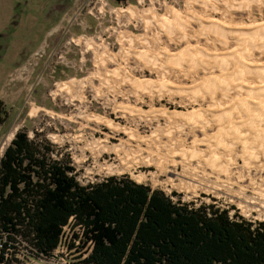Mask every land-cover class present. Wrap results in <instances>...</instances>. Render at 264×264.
Wrapping results in <instances>:
<instances>
[{"label": "rangeland", "instance_id": "rangeland-1", "mask_svg": "<svg viewBox=\"0 0 264 264\" xmlns=\"http://www.w3.org/2000/svg\"><path fill=\"white\" fill-rule=\"evenodd\" d=\"M207 2L203 7L200 0H0V157L12 139L7 138L9 134L24 130L31 137L39 132L55 144L61 154L69 156L79 183L123 174L137 182L135 175L127 173L93 171L87 174L93 161L85 149L87 143L106 136L113 143L126 138L104 123L90 120V115L113 120L142 135L154 130L161 134L168 128L197 130L208 119V133L216 132L219 125L225 132L251 135L250 142L256 149L249 161L261 167L252 168L248 173L257 181L261 179V188H264V136L253 137L257 132L264 134V92L253 89L257 92L252 95L243 89H231L224 97L217 88L210 93L204 84L211 75L225 76L223 80L227 83L218 84L220 87L225 84L233 88L241 78L253 87L259 86V82L264 84V73L255 71L259 67L264 69V29L253 28L264 25V0ZM128 8H133L136 16L131 15ZM213 20L225 24L217 26L225 29L227 44L204 26ZM182 32L186 35L184 39ZM126 36L136 41L128 43ZM188 47H191L190 54L203 55L202 60L190 63L189 55L184 52ZM164 51L177 56L178 62L168 61ZM218 51L226 55L239 54L249 62L243 61L250 72L235 77L233 62L220 71L214 61L206 57ZM141 52H145L146 62L144 57L138 56ZM114 69H120L121 75H114ZM126 76L146 83V88L136 87L132 80L128 82L130 80L124 78ZM61 83H66L69 90H57ZM241 96L247 98V111L239 107ZM196 110L201 112L202 118L194 121L184 116L171 120L161 114V111L166 115L179 112L189 117ZM139 112L151 118L144 119ZM215 113L222 115L218 123ZM197 134L200 136L199 132ZM187 139L190 141L191 137ZM227 140L232 142L236 138L230 136ZM237 152L242 153L239 145ZM82 153L84 158L87 156L85 161L81 159ZM243 172L247 178L246 170ZM138 183L160 189L182 202L213 203L228 209L230 214L238 213L246 219L264 222L263 213L241 207V199L231 195L218 197L213 192L198 191L195 196L153 185L150 180ZM247 194L251 196L250 191Z\"/></svg>", "mask_w": 264, "mask_h": 264}, {"label": "trees", "instance_id": "trees-1", "mask_svg": "<svg viewBox=\"0 0 264 264\" xmlns=\"http://www.w3.org/2000/svg\"><path fill=\"white\" fill-rule=\"evenodd\" d=\"M42 133L17 130L0 157V238L55 246L79 226L86 264H264V222L213 203L182 202L128 175L81 184Z\"/></svg>", "mask_w": 264, "mask_h": 264}, {"label": "bare ground", "instance_id": "bare-ground-1", "mask_svg": "<svg viewBox=\"0 0 264 264\" xmlns=\"http://www.w3.org/2000/svg\"><path fill=\"white\" fill-rule=\"evenodd\" d=\"M200 2L201 4H203L202 5L203 7L208 5L207 0H200ZM127 11L131 15H133L136 12L134 11L133 8H128ZM133 16H136V15H133ZM174 17H177L175 13H174ZM216 22L213 20V21H210V24L204 25V26L207 27L208 29H211L214 34L222 38L224 42L227 44L228 39H227V36L225 35V29H223V27L222 29H220L217 26L218 23ZM219 24L222 25L224 23L219 22ZM227 27H229V25H227ZM253 28H263L264 29V25L253 27ZM167 31L170 32V29L167 28ZM235 31L239 33V30H235ZM194 35L195 34H193V36ZM181 36L184 39L186 35L182 32ZM135 39L134 37H130V36L128 37L126 36L125 38L126 42L128 43H133L134 41H136ZM144 42L146 44V40ZM189 51H191V47L190 48L188 47L184 52L189 55V62L192 64H196L199 61L200 57L203 56L202 55L199 57L198 53L196 55L190 54ZM218 52H216L217 54H213V55L206 54L207 55L206 57L207 59L209 58L210 60L214 61L215 66L220 71L222 70L224 71V69H227V67H229V65L233 62L236 65V70L234 69L235 77L236 76L241 77V75L244 74L245 72H250L248 71L249 70L248 67L246 68V65H245V63H249V62L241 59V56L239 54H236L235 56L232 53H230L229 55H226L225 53H221V52L218 53ZM125 53H128V52H125ZM237 53H241V52H237ZM164 54L168 61H171L173 63L178 62L177 56L172 55L168 53L167 51H164ZM138 56L143 58L145 56V52H141V54H138ZM145 58L146 57H144V60L146 62L147 60ZM154 59H157V58H154ZM201 60L202 58L200 59V61ZM243 61H245V63H243ZM252 63L253 62H251V64ZM250 65L248 64V66ZM210 66L212 67V65ZM205 68L207 69L208 67H205ZM255 71L259 73H264V69L260 67L256 69ZM112 73L116 76L121 75L120 69H114ZM124 78L129 79L130 81L128 82H131L132 80L127 76ZM210 78H214V79H210ZM223 78H220V76L218 77L216 75H211L207 79H205L204 84L209 87L210 93H213V91L217 88L221 91L222 96L224 97H226V95L228 94V91L231 89L232 90L243 89L248 93H252V95H256L255 93L257 92V91L253 92V89H256V90L258 89L259 91L264 92L263 82H259L260 83L259 86L253 87L252 84L246 82L245 80H242V78L239 81V83H237L238 81L235 82L237 84L234 83L233 88L225 87V84L224 86L220 87L219 86L220 83H222V85L223 83H227V81L224 82L225 79L223 80ZM132 82L136 87H140L142 89L146 88L145 86L146 83L144 82H140L138 80H132ZM61 89L68 91L69 86L66 83H61L58 85L57 90H61ZM215 96L216 95H214V97ZM239 100H240L239 107L247 111L249 109L247 98H245L244 96H241V99ZM229 101L231 100L229 99ZM262 102L263 101H261V103L259 102L261 104V105L259 104L260 106H262ZM262 108L263 107H261L260 109ZM200 113H201L200 111L196 110L194 111V113H191L189 117H187L186 115H183L179 112H171L166 115L165 112L161 111V114L165 115L166 118L168 117L169 119H171L172 117H175V116H178V117L184 116L186 117L188 121H192V120L194 121L195 118L197 119L198 117H201L199 116ZM138 115L143 116L145 117L144 119H148V120L151 118V117L147 118L148 116H151V115H148V114L145 115L144 113H140V112ZM90 116H91L90 120L92 119L94 120V122L97 121L98 123L102 122L105 124V126H107L113 131L122 132L126 138L125 140L120 141L118 143H113L111 142L110 137L106 136L105 138L95 139L90 144L87 143L85 149H87L90 152L92 159H93L92 166L88 168L87 174L93 171H96L98 173L106 172L108 174L127 173V174H130V176L135 175L137 178V182L141 180H150L151 182H153V185L157 184L165 188H171L173 190L176 189L178 191H183L186 193H194L195 196L198 191H204L206 193L213 192L217 194V196L222 195V194L228 195V196L231 195L232 197L234 196L238 199H241V201H239V204L241 207L248 208V209L254 208L255 211H258L264 214V188H261L263 187L261 186V183H262L261 179L260 181H257L255 178L251 177L250 174L248 173L252 168L256 170L258 168L260 169L261 167L260 165H259L260 167H258V165H254L253 163H251L250 162L251 160L249 161V157L255 156L256 148L251 144L250 142L251 135L248 132H239L237 130H236L237 132H234V131L225 132L224 130L221 129L222 127L218 125L216 132L208 133L206 129L207 127H209L208 124L210 123H208V119H207V122L205 125L204 123L203 125L200 124L201 126L198 128L194 126L197 128V130H195L194 128L189 131H184L182 128H179L176 130L168 128L165 131L162 130L163 133L161 132V134L157 133L158 132L157 130L156 131L154 130L149 135H142L136 129L121 126L120 124L115 123L113 120L107 119L105 117H100L97 115H90ZM158 117H160V115ZM214 117H215V122L218 123L220 122L221 120L220 118L222 117V115H216L215 113ZM140 119H142V117H140ZM249 124H251V122ZM191 127L193 128V126ZM233 128L235 127L233 126ZM197 132L200 133V136L197 134ZM13 135L14 134L11 133L9 134L7 138L11 139ZM228 135H230L231 138L232 136L233 138L235 137L236 140L232 142L230 140H227V138L230 137ZM262 135L264 136L263 133L257 132L255 135H253V137L260 138V137H263ZM187 136L191 137L190 141H188ZM237 144L240 146V149L242 152L241 154L237 152V147H238ZM81 156H82L81 158L82 161H85V158L87 156L84 158L83 153ZM222 157H224V159H222ZM256 158L257 157H255V159ZM252 160L254 159L252 158ZM259 164H262V163H259ZM243 169L246 170L247 178H245L244 176ZM248 191L251 192V196H248L247 194ZM242 201L244 202V204L241 203Z\"/></svg>", "mask_w": 264, "mask_h": 264}, {"label": "built area", "instance_id": "built-area-1", "mask_svg": "<svg viewBox=\"0 0 264 264\" xmlns=\"http://www.w3.org/2000/svg\"><path fill=\"white\" fill-rule=\"evenodd\" d=\"M90 249L91 242L83 245L81 241L79 226L68 221L49 252L38 250L20 236L7 240L3 234L0 238V264H86L84 259Z\"/></svg>", "mask_w": 264, "mask_h": 264}]
</instances>
